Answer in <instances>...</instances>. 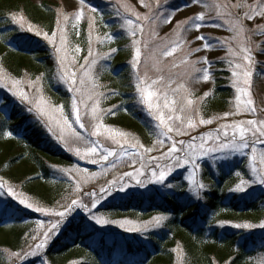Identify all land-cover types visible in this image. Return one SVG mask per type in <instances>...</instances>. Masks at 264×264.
<instances>
[{
	"label": "snow or ice",
	"instance_id": "1",
	"mask_svg": "<svg viewBox=\"0 0 264 264\" xmlns=\"http://www.w3.org/2000/svg\"><path fill=\"white\" fill-rule=\"evenodd\" d=\"M191 2L200 3V0H190ZM140 3L149 11L141 13L123 0H117L116 15L122 21L120 28L131 39L134 53L129 62L135 80L134 99L142 106V110L147 112L151 120L155 121L152 127L155 141L151 147H145L139 140L129 138L127 133L104 123L107 115L115 113L113 108H103L102 101L116 93L110 91L106 94L101 91L103 85L99 83L97 66L101 60L110 59L111 53H115L117 49L112 48L109 53L103 54L94 51L93 33L97 30L98 10L88 0H79V7L71 15L63 11L58 12L55 31L51 34L34 27L22 15L14 14L10 18L11 23L18 25L21 30L34 33L52 45L57 65L56 79L65 85L67 92L71 94L68 105L54 103L46 97L40 77L35 80H17L0 71V88H7L14 98L27 105V110L40 120L47 132L67 151L80 159H85L88 163L100 165L101 173H88L86 169L79 168L58 169L74 181V194L83 191L82 182L87 183L109 171L103 162H108L112 168H116L117 161H122L125 157L136 159L127 161L128 166L134 171L124 172L123 177L134 180L136 185L141 187L151 184L172 188V183H166L168 177L178 169H184L188 172L185 179L189 190L197 199L201 198V192L206 187L197 179V172L201 168L200 161L215 154H219L216 158L221 161H228L235 155L245 158L243 162L249 179H245L240 171H236L234 174L239 178V183L230 191L244 193L252 185L264 186V147H260L264 146V117L258 114L264 112V108L258 109L251 98L256 63L253 52L264 54V47L261 46L264 45V40L255 43L252 38L257 35L264 36V27L257 24L256 29H251L245 23L257 17L264 18V0H253L252 3H249V0H236V3L226 0L225 3L214 5L204 4L205 9H214L215 15L209 16L206 12H201L187 20L177 22L173 28L175 34L173 39L161 37L159 28L161 24H171L175 12L182 9L177 8L165 13L161 10L160 0H155V10L150 3H144L143 0H140ZM82 21L87 23L88 47L87 54L82 57L81 63L78 55L72 54H79L81 48L70 45L69 32L75 31ZM101 21H103L102 16ZM210 21L220 23L210 25ZM206 26L226 27L231 36L213 43V38L203 34L198 35L196 39L204 42L202 47H190L178 64L169 59L175 58L178 52L183 51L184 44L187 42L184 35L186 32L192 30L199 32ZM79 34L75 31V35ZM113 39V35L108 33H105L103 37L97 34L95 43L103 44ZM157 41L160 42L157 43ZM221 48H226V57L220 59L229 66L228 71L231 73L230 79L236 96L235 111L224 113L219 119L227 120L229 116L241 114H251L253 118L221 123L219 127L206 134L191 135L190 130L197 127L196 116L199 115V107L196 99L193 98L194 93L189 83L209 81L212 76L209 69L214 67L213 62L206 56L195 60L191 57L202 50ZM181 65L189 66V70L184 73L173 71ZM25 84L27 88L33 89L31 93L25 90ZM207 95L208 93H205V97ZM245 97L247 99H244ZM213 122L212 119H199L200 125H210ZM80 130H83V133ZM5 135L11 136L12 133L7 132ZM180 136H189L190 139H176ZM100 137L110 140L116 147L110 149L105 147L99 139H93ZM153 152L158 154L152 155ZM110 158L114 159L110 160ZM137 164L139 167H136ZM128 186L127 180L113 178L102 186L99 192L83 193L89 198V203L84 202L83 196L76 195L75 198L70 199V202L58 203L57 207L50 208L32 202L24 193L17 192L13 186L0 180V194L6 192L24 209H30L51 218L47 224L37 220L35 234L31 236V241L34 243H29L27 250L22 249L10 255L19 264H24L29 257L42 258L49 242L66 224L71 223L68 218L76 209L87 213V219L93 221L95 225L103 226L113 223L93 213V209L97 207L100 200L112 196L114 191L123 193ZM166 219L165 216H156L146 224L131 226H127L130 224L129 221H122L119 227L125 232L141 233L147 231L149 225L160 227ZM231 226L237 229L254 227L264 229V222L257 225L238 223ZM177 251L178 264H184L183 257L179 255V250ZM41 264H47V262L41 259Z\"/></svg>",
	"mask_w": 264,
	"mask_h": 264
},
{
	"label": "rangeland",
	"instance_id": "2",
	"mask_svg": "<svg viewBox=\"0 0 264 264\" xmlns=\"http://www.w3.org/2000/svg\"><path fill=\"white\" fill-rule=\"evenodd\" d=\"M32 3L36 5H45L48 4L50 7L54 8L56 14L60 11L65 12L66 14H73L75 10L79 7V0H30ZM88 2L97 8L98 14L96 16L97 19V30L93 33V48L94 51H98L99 53H109L112 48H116L117 51L115 53H111V57L108 60H101L100 64L97 66L98 74H99V83L103 85L101 91H104L106 94L110 93V91H115V95H109V98L102 101V107L105 109L113 108L114 115H107L104 118V123L112 128L118 129L122 132L128 134L129 138H135L139 140L141 144L145 147H151L155 141V136L153 135L152 127L155 124V121L151 120V117L148 116L145 110H142V106L136 103L135 97V80L133 76V70L130 65V60L132 58L133 49L131 47V39L127 37L124 31L120 28V24L122 21L116 15V9L118 7L117 0H88ZM124 3L136 9L141 13H146L149 10L142 7L140 0H123ZM144 3H150L155 6V0H143ZM226 0H200V3L191 2L190 0H160V5H162L161 10L165 13L170 10H175L177 8L182 9L180 11H176L171 24H161L159 28V34L161 37H166L168 39L175 38V34L173 32L174 25L179 21H184L189 19L190 17H194L196 14L201 12H206L209 16L215 15L214 9H205L203 7L204 4L214 5L217 3H225ZM232 3H236V0H231ZM253 0H249V3H252ZM56 7V8H55ZM155 10V8H154ZM87 11V10H85ZM234 11H236L234 9ZM101 16L103 17V21H101ZM134 19V17H132ZM213 23H220L219 21H210V25ZM248 28L256 29L257 24L264 27V18L257 17L253 21H245ZM259 30V29H257ZM55 31V28L54 30ZM75 31H78L80 34L75 35ZM69 32V40L70 45L73 47H80L81 52L79 54L72 53L73 55H78L79 61L82 63V57L87 54V40H88V29L86 21H82L78 28ZM105 33L113 35L114 39L112 41H106L103 44L95 43L97 34L100 37H103ZM29 32L26 30H21L18 25H14L11 23L10 18H5L0 20V38L6 37L10 38L15 35H24L29 36ZM51 34V33H49ZM205 35L210 38H213L212 42L215 43L216 40H225L231 36V33L227 31L226 27H214V26H206L202 27L199 32L196 30H192L186 32L185 38L186 43L184 44V49L182 52H178L175 58H169L170 60H174L175 63H179L180 59L187 53L189 48L202 47L203 41L197 40L196 37L198 35ZM42 38V37H41ZM43 39V38H42ZM253 41L255 43H260L264 40V36H253ZM160 41H157L159 43ZM47 43V42H46ZM264 47V45H261ZM46 55L49 56L50 67L44 68L39 74H35L30 72L29 74H25L22 78H14L17 80H35L37 77L41 78V84L43 87L44 95L48 97L54 103H62L66 106L69 103V98L71 96L70 93L67 92L66 86L59 83L56 79L57 65L55 63V54L53 51L52 45L48 44L45 47ZM227 52L226 48L221 49H211V50H202L196 55L192 56L191 59L195 60L198 57H207L210 61L213 62L214 67L209 69L212 73L209 81H200L198 83H189V87L194 93V99L197 101V105L199 107V115L196 116L197 127L195 129L190 130L191 135H202L206 134L209 131L219 127L221 123L231 122L233 120H242V119H250L253 118L251 114H241L237 116H229L227 120L219 119L222 117L224 113L235 111V96L236 91L232 87V81L230 79L231 73L228 71V64L223 62L220 58L226 57ZM253 55L256 59V63L254 65L255 72L253 76V84L251 88V98L254 101L255 106L260 109L264 108V54L260 52L254 51ZM222 63L225 67L228 76V85L233 88V98L230 103V107L225 111L217 114L207 115L201 108L202 99L205 98V93H210L213 85L215 83V74L217 70V63ZM167 63V61H166ZM102 65V66H101ZM198 67H206L205 65H197ZM189 70V66L181 65L179 68L173 69L174 72L184 73ZM2 71V70H0ZM143 71V69H141ZM4 72V71H3ZM5 73V72H4ZM8 75V74H7ZM152 75H155L152 73ZM9 76V75H8ZM11 77V76H10ZM25 90L30 93L33 89L27 88V85H24ZM52 90V91H51ZM207 95V96H208ZM244 99H247L246 97ZM20 106L23 110L24 114L29 118L31 123L40 126L44 135L53 141L55 144L59 145L63 151L68 154L71 162L70 163H57L52 162L51 174H50V184L54 186H61V190L66 192L65 198L59 204H66L70 202L71 198H75L76 195L83 196V200L85 203H89V198L83 193L88 191H96L99 192L100 188L107 184L108 181L113 178H123L128 181V187L125 192H113V195L102 199L98 202L97 207L93 209V213L98 216H102L108 220L113 221V223L109 225H95L93 221L87 219V213H85L81 209H76L73 211L72 215L68 218L71 223H76V225L85 226L90 233L95 235L94 237H102L107 236L108 239H116V240H134V241H142L145 242L148 240V235L151 232H157L161 227H155L149 225V228L145 232L135 233V232H125L122 228L119 227V223L122 221H129L131 225H141L146 224L148 221H151L153 217L156 216H165L169 217L167 214L162 213H151L147 214L150 210L149 208L152 206L151 204L154 201H167L172 197L177 198L178 200H183L186 202H190L193 205H197L198 207H202L205 205L206 199L205 194L209 193L213 190H218L219 193H223V190L230 191L233 187H235L239 183V178L235 176V172L238 171L235 168L242 166V172H244V178L249 179L247 175V169L245 168L244 159L239 155L232 156L228 161H221L216 157L219 154H215L212 157H206L204 160L200 161L201 168L197 172V179L205 184V189L201 192V198L197 199L189 190V186L185 177L188 175V172L184 169H178L176 172L172 174V176L168 177L166 183H172L173 187L168 188L164 185H151L146 184L141 187L136 185L134 180L130 178L123 177L124 172H132L134 169L128 166L127 161L132 159L135 161V157H125L122 161H117V167L112 168L108 162H103L108 167L109 171L104 175L97 176L94 180H90L87 183L82 182L83 191L79 194H74V181L69 179L68 176H65L63 173L58 171L61 168H79L86 169L88 173H101L102 169L99 164H91L88 163L85 159H80L79 157L73 155L72 152L67 151L63 145L58 143L50 133L47 132V129L40 122L39 119L33 114L30 113L27 108L28 106L21 103L18 99L14 98L7 88H0V115H8L9 109L14 106ZM113 106H116L115 108ZM129 112L131 113V117L139 120L140 122L147 125L145 137H141L139 132L133 131L130 129L123 128L122 125L117 124L115 121H110L114 119V116H118L119 113ZM260 117H264V112L258 113ZM212 119L214 122L210 125H200L199 119ZM83 133V130H80ZM11 132L9 128H7L3 132V140L8 141L10 137L5 133ZM12 133V132H11ZM99 139L101 143L108 148H115L116 146L112 144L110 140H106L103 137L93 138ZM176 139H190L189 136H180L176 137ZM166 143H168L166 141ZM211 143V142H210ZM264 147V146H260ZM3 150H6V147H3ZM166 150V148H165ZM14 149H12V152ZM18 151V149H16ZM158 153L153 152L152 155H157ZM114 158H110L112 160ZM19 164L11 165L8 161H6V157L0 160V180L5 181L7 184L13 186L11 182L7 178L3 177L1 172L2 169H12L14 172L16 169H19ZM136 167H139L137 164ZM30 168V166H28ZM75 175V173H74ZM140 179H144V177H140ZM17 190V189H16ZM17 192H21L17 190ZM259 192L264 194V186L252 185L250 188L246 190L244 193H236V195L244 198H250L258 194ZM26 196V195H25ZM27 197V196H26ZM128 199V200H127ZM32 202H36L40 205H44L50 208L57 207V204H47L45 202H40L37 200L30 199ZM146 202L147 204H145ZM20 206L18 201L14 200L12 197L8 196L6 192L0 194V219H11L8 220V224H12L15 220H18V216L23 221L18 223L20 226L25 229V234L23 241L25 243L24 250H27L29 243H34L31 241V236L35 234V230L37 228L36 221L39 220L45 224L49 222L51 218L45 217L38 212H33L30 209H25L24 214H20L15 208L12 206ZM143 204V206H142ZM204 210V209H203ZM262 211L255 215L253 219H257L259 223L264 222V204H262ZM219 214H214L211 218L212 220L216 219L213 222H219L223 224L221 221L223 217L219 219ZM218 217V218H217ZM74 218V219H73ZM221 222H220V221ZM165 220L162 222V224ZM212 222V223H213ZM240 224H252L250 221H244ZM6 224H3L5 226ZM69 224H66L68 226ZM66 226L63 228L65 229ZM9 227V226H5ZM62 229V230H63ZM6 229L0 230V236L2 232ZM61 230V231H62ZM251 230H259L264 236V229L260 228H252ZM60 233L52 239L47 248L44 250L43 256L41 257H29L24 264H41V259L47 262V264H80L81 262L86 263V261L90 262L91 258L87 253H83L80 250L72 249L67 250L61 255H50L48 250H53V244L57 241ZM5 249L1 251V255H3V263L4 264H19L18 261L15 260L10 254L17 251H11V249ZM8 250V251H7ZM178 264V263H175ZM258 264H264V257L258 260Z\"/></svg>",
	"mask_w": 264,
	"mask_h": 264
},
{
	"label": "trees",
	"instance_id": "3",
	"mask_svg": "<svg viewBox=\"0 0 264 264\" xmlns=\"http://www.w3.org/2000/svg\"><path fill=\"white\" fill-rule=\"evenodd\" d=\"M14 14L24 16L44 32L51 33L55 28L57 14L48 4L0 0V20ZM46 45V41L34 33L0 38V70L12 78H22L30 72L41 73L46 66L50 67ZM228 76L223 64L217 63L215 83L201 104L207 115L225 112L230 107L233 88L228 85ZM131 115L129 112L119 113L110 121L137 131L144 138L147 125ZM29 118L18 105L10 108L8 115H0V160L6 157L11 165L20 166L14 172L9 168L1 172L15 189L29 199L57 204L67 199L66 192L61 190V186L50 184V166L52 162L70 163L71 160ZM7 128L12 136L4 141L2 135ZM4 146L6 150H3ZM235 169L242 172L241 164ZM205 199L202 207L175 197L154 201L147 214L162 213L169 217L157 232L149 233L145 242L94 237L85 226L70 223L61 231L53 250H48V253L57 256L67 250H80L91 258L90 262L80 264H175L178 263L179 250L184 264H258V260L264 257V236L259 230L237 229L231 225L244 221L257 224L258 220L253 217L262 211L264 194L259 192L247 199L226 189L223 193L213 190L205 194ZM12 207L21 215L25 213L23 207ZM214 214H219V219L223 217V224L213 222L216 220L211 219ZM9 219H0V230L6 229L0 236V264H4L1 251L5 250L1 248L21 251L25 245V229L18 224L23 220L18 216V220L8 224Z\"/></svg>",
	"mask_w": 264,
	"mask_h": 264
}]
</instances>
